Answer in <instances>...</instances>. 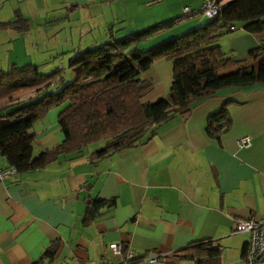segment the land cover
<instances>
[{
    "label": "crops",
    "instance_id": "0c3cea01",
    "mask_svg": "<svg viewBox=\"0 0 264 264\" xmlns=\"http://www.w3.org/2000/svg\"><path fill=\"white\" fill-rule=\"evenodd\" d=\"M25 1L11 0L16 7ZM49 1L43 0L47 8ZM55 1L72 5L69 11L74 14L94 4L93 0ZM178 1L183 4L171 6L165 17H144L141 26L135 27L144 28L147 21L151 25L173 21L182 8L197 13L201 7V0ZM152 3L139 6L145 9ZM18 14L16 20L0 21V25H8L0 26V71L11 65H32L34 57L42 60L46 56L42 53L49 52V48L39 49L36 42L31 47L34 57L30 54L28 25L26 31L13 25L24 18ZM204 19L194 15L168 36L158 35L145 43L180 36L204 24ZM102 21V34L98 32L99 39L91 36L87 48L110 36L116 39L114 24L106 18ZM214 45L234 62L250 66L253 57L249 53L264 46V30L248 34L236 24ZM80 47L63 51L60 47L59 51L64 56L75 55ZM52 50L56 55L58 50ZM137 78L151 84L140 100L142 105L164 99L171 83V61L156 60ZM226 102L230 128L217 141L209 139L204 131L206 120ZM63 107L48 111L29 129L32 158L62 141L57 115ZM242 137L250 139L248 148L237 147ZM96 150L61 156L42 169L16 173L0 184V264H35L54 242L58 252L53 264H115L110 244L130 251L138 260L134 264H150L145 260L154 256L157 261L152 264H243L248 235L235 233L234 225L264 216V86L219 90L195 102L187 117L175 115L147 133L135 147L89 162ZM0 164L6 166L2 158ZM87 199L113 204L84 228L81 221ZM199 243L216 249L217 257L195 261L176 255Z\"/></svg>",
    "mask_w": 264,
    "mask_h": 264
},
{
    "label": "trees",
    "instance_id": "16d2710c",
    "mask_svg": "<svg viewBox=\"0 0 264 264\" xmlns=\"http://www.w3.org/2000/svg\"><path fill=\"white\" fill-rule=\"evenodd\" d=\"M220 13L178 37L147 50L137 46L173 26V21L146 26L125 37L109 40L75 54L67 62L71 80L59 91L46 92L61 82L60 69L41 74L34 65H11L0 71V157L6 166L22 174L42 169L61 156H78L90 144L103 146L90 154L95 162L135 147L147 133L178 115L187 117L192 105L226 88L264 86V46L249 53L250 66L225 56L214 43L236 24L248 34L264 30V0H219ZM13 25L26 29V21ZM2 27L8 25H0ZM160 59L171 61V83L166 98L142 105L151 84L138 75ZM234 66L233 73L221 74ZM56 88V87H55ZM29 94L25 100L21 95ZM228 102L206 120L205 134L217 141L230 128ZM64 106L57 115L62 141L51 150L31 157L29 129L48 111ZM113 201L87 199L81 221L90 226L104 207ZM126 249L123 247V251ZM58 244L47 247L35 264H53ZM187 260L216 258L218 251L208 243L195 244L176 253ZM138 260L133 259V262Z\"/></svg>",
    "mask_w": 264,
    "mask_h": 264
},
{
    "label": "rangeland",
    "instance_id": "374dc122",
    "mask_svg": "<svg viewBox=\"0 0 264 264\" xmlns=\"http://www.w3.org/2000/svg\"><path fill=\"white\" fill-rule=\"evenodd\" d=\"M145 1H151L153 3L149 7L142 9L139 3ZM93 2L94 4L85 6L82 8L83 11L77 12V14L69 11L72 5H58L55 0L49 1L51 6L48 8L45 7L43 0H26L24 3L17 6L18 8L12 4L11 0H4V3L0 5V21L16 20L15 14L18 13L24 17L23 20L26 21L29 28L26 32V34L29 35V37H26V45L33 57L35 52L31 47H36V42L38 43L39 49L46 50L49 48V52L42 53V55H46L42 60H36L34 57V59H32V65H38V71L41 74H49L54 71V69L61 70V82L51 86L46 92L55 93L71 80V73L67 68V62L74 54L67 53L66 56L61 55L59 51L60 47L63 48V51L70 48L78 49L79 46H81L79 52L83 51L89 46L86 41L90 40L91 36L99 39L98 32L100 31L102 34V27L104 26L102 20L104 18H106L107 22L114 24L113 34L116 39H118L142 28L143 26L138 28L135 26H141L139 23L144 17L149 18L150 16L152 19L155 17L160 19L168 14L167 12L170 11L169 9L171 6H181V4H183L178 0H162V2H159V0H93ZM94 9H100L102 13L95 12L92 14L89 12H94ZM204 21H206V19H204ZM148 22L150 21H147L146 24L151 26V22ZM161 22L163 23L165 21H160L159 23ZM185 22H187V20ZM185 22L173 25L159 36H168L172 31L184 25ZM83 26L88 29H84ZM87 31H90L91 34H87ZM169 38L164 40H168ZM159 42L161 41L157 40L155 43L151 44L142 42L137 46V49L147 50ZM53 48L58 50L56 51L57 54L59 53L58 55L56 54L57 56L54 54ZM28 95L29 94H23L20 96V99L25 100ZM5 122L6 120H0V125ZM103 144V142L90 144L85 148V152L96 150V148L102 147Z\"/></svg>",
    "mask_w": 264,
    "mask_h": 264
},
{
    "label": "built area",
    "instance_id": "2783aa9c",
    "mask_svg": "<svg viewBox=\"0 0 264 264\" xmlns=\"http://www.w3.org/2000/svg\"><path fill=\"white\" fill-rule=\"evenodd\" d=\"M220 10L219 0H201V7L197 13L184 7L181 10L180 17L173 21V25L183 23L197 14L202 18L212 20L220 13ZM229 29L231 30L232 27ZM249 146L250 139L248 137H242L237 141L238 148H248ZM15 174L16 170L14 168L0 164V184L12 179ZM234 232L248 235L243 264H264V216L236 222ZM108 250L110 255L116 260L115 264H134L132 253L130 251L124 252L120 244H110L108 245ZM156 261V256L145 260V262L150 264Z\"/></svg>",
    "mask_w": 264,
    "mask_h": 264
}]
</instances>
